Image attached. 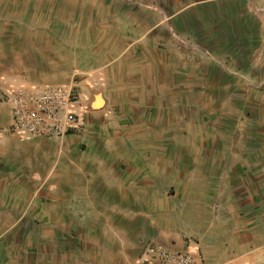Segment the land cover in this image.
Returning <instances> with one entry per match:
<instances>
[{"label": "crops", "instance_id": "obj_1", "mask_svg": "<svg viewBox=\"0 0 264 264\" xmlns=\"http://www.w3.org/2000/svg\"><path fill=\"white\" fill-rule=\"evenodd\" d=\"M182 18L181 47L159 49L139 37L110 43L103 54L87 46L86 56L74 58L80 78L69 85L78 91L83 127L55 139L66 158L61 183L48 187H60L55 199H109L124 182L118 166L128 140L139 145L135 183L153 187L160 154L182 148L192 182L214 185L218 200L213 211L200 205L188 218L205 225L187 240L192 251L202 264H264V0L206 1L184 8ZM94 95L102 100L97 109ZM157 202L145 199L153 211ZM157 224L144 242L183 247Z\"/></svg>", "mask_w": 264, "mask_h": 264}, {"label": "rangeland", "instance_id": "obj_2", "mask_svg": "<svg viewBox=\"0 0 264 264\" xmlns=\"http://www.w3.org/2000/svg\"><path fill=\"white\" fill-rule=\"evenodd\" d=\"M206 1L213 0H0V85L77 82L72 62L88 54L87 46H99L95 53L103 54L110 43L144 37L159 49L168 42L181 47L183 9ZM7 123L0 104V264H129L150 239L152 223L165 226L170 243H186L196 238V227L205 228L188 219L192 211L200 205L215 209L214 185L205 189L192 182L182 148L160 154L153 187L136 184L139 145L132 140L121 146L124 182L109 199H55L60 187L48 186L61 183L62 145L16 137ZM145 199H157L159 209L150 210Z\"/></svg>", "mask_w": 264, "mask_h": 264}, {"label": "built area", "instance_id": "obj_3", "mask_svg": "<svg viewBox=\"0 0 264 264\" xmlns=\"http://www.w3.org/2000/svg\"><path fill=\"white\" fill-rule=\"evenodd\" d=\"M0 104L7 111V129L14 135L55 140L68 133L77 134L83 127L82 117L75 110L79 94L74 86L3 84ZM133 264H202V261L188 241L180 248L146 241Z\"/></svg>", "mask_w": 264, "mask_h": 264}, {"label": "water", "instance_id": "obj_4", "mask_svg": "<svg viewBox=\"0 0 264 264\" xmlns=\"http://www.w3.org/2000/svg\"><path fill=\"white\" fill-rule=\"evenodd\" d=\"M95 97H96V102L95 103H90L91 107H95V106H98V105L102 104V100L97 95Z\"/></svg>", "mask_w": 264, "mask_h": 264}]
</instances>
